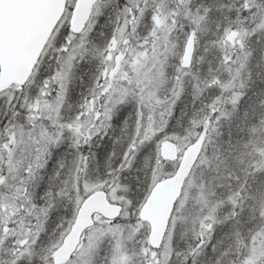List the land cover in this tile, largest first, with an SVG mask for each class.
Masks as SVG:
<instances>
[{"label":"snow or ice","instance_id":"snow-or-ice-1","mask_svg":"<svg viewBox=\"0 0 264 264\" xmlns=\"http://www.w3.org/2000/svg\"><path fill=\"white\" fill-rule=\"evenodd\" d=\"M0 264H264V0H0Z\"/></svg>","mask_w":264,"mask_h":264}]
</instances>
